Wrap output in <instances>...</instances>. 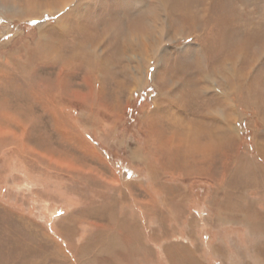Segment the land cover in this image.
<instances>
[{"label":"rangeland","instance_id":"rangeland-1","mask_svg":"<svg viewBox=\"0 0 264 264\" xmlns=\"http://www.w3.org/2000/svg\"><path fill=\"white\" fill-rule=\"evenodd\" d=\"M0 264H264V0H0Z\"/></svg>","mask_w":264,"mask_h":264},{"label":"crops","instance_id":"crops-1","mask_svg":"<svg viewBox=\"0 0 264 264\" xmlns=\"http://www.w3.org/2000/svg\"><path fill=\"white\" fill-rule=\"evenodd\" d=\"M224 222H226V221H229V220H223ZM235 221H238L239 223L238 224H240V225H244V224H247L249 221H247V220H235Z\"/></svg>","mask_w":264,"mask_h":264},{"label":"bare ground","instance_id":"bare-ground-1","mask_svg":"<svg viewBox=\"0 0 264 264\" xmlns=\"http://www.w3.org/2000/svg\"><path fill=\"white\" fill-rule=\"evenodd\" d=\"M200 128L202 129V127H200ZM213 135L216 136L215 133H213Z\"/></svg>","mask_w":264,"mask_h":264}]
</instances>
